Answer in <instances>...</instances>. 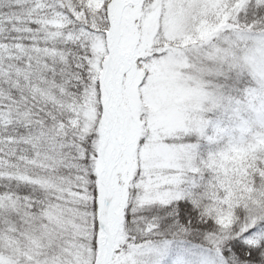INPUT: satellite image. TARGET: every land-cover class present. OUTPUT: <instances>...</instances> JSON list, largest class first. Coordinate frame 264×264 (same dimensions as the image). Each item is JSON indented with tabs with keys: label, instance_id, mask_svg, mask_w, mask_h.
<instances>
[{
	"label": "snow or ice",
	"instance_id": "obj_1",
	"mask_svg": "<svg viewBox=\"0 0 264 264\" xmlns=\"http://www.w3.org/2000/svg\"><path fill=\"white\" fill-rule=\"evenodd\" d=\"M257 34L264 0H0V264H121L151 240L149 264H264V208L213 204L202 165L153 156L206 147L157 126L161 60L236 90L237 36Z\"/></svg>",
	"mask_w": 264,
	"mask_h": 264
},
{
	"label": "rangeland",
	"instance_id": "obj_2",
	"mask_svg": "<svg viewBox=\"0 0 264 264\" xmlns=\"http://www.w3.org/2000/svg\"><path fill=\"white\" fill-rule=\"evenodd\" d=\"M237 39L246 44V50L239 56H233L232 66L236 68L238 62H241V68H245L250 73L254 84H256V89L264 90V35L237 36ZM157 79L159 81L155 97L157 126L169 134L194 130L204 138L211 121L210 116L219 114L220 117H224L226 113H229V117L232 118L230 127L235 132H245L246 130L255 139H260L261 136L255 133L251 126L256 125L263 130L261 132L264 134V99L250 107L233 98L232 94H237L239 89L224 92L216 87L212 79L204 78L195 86L180 83L181 73L173 71L169 66V61L164 59L161 60L160 68L157 71ZM226 95L230 97L228 100ZM224 129V125L220 124V133L216 137L218 141L216 150L220 157L221 154H228L231 150L226 143L229 138L225 137ZM229 141L232 139L230 138ZM221 142L223 144H220ZM233 151L235 150L232 149L231 153ZM197 154L198 152H195L189 157L186 150L179 152L168 145L161 144L156 148L153 156L168 165H174L180 159L190 158L199 166L201 164L197 161ZM218 161L219 159H215V164ZM228 163L234 164L230 161L221 164ZM163 247L164 245L160 244L134 249L123 257L121 264H137V261L149 264V261L157 256ZM180 258L185 259L186 257L180 256ZM187 260H189L188 264H206L207 254L203 253L195 259L188 258Z\"/></svg>",
	"mask_w": 264,
	"mask_h": 264
},
{
	"label": "trees",
	"instance_id": "obj_3",
	"mask_svg": "<svg viewBox=\"0 0 264 264\" xmlns=\"http://www.w3.org/2000/svg\"><path fill=\"white\" fill-rule=\"evenodd\" d=\"M241 64L238 62V67H233V70L243 75L246 83L239 88L237 94L233 93L232 96L235 101L253 107L264 99V90L256 89L250 73L245 68H241ZM229 98L226 95V99ZM229 116V113H226L224 117H220L219 114L210 116L207 135L203 138L206 147L197 154V161L203 166V172L209 176V181L205 182V192L212 199L213 204L218 202L236 206L244 204L255 212L264 208V134L261 132L263 130L256 125H251L254 132L261 136L260 139H255L246 130L235 132L230 127L232 118ZM220 124L225 127V137L232 139V141L229 139L226 141L231 148L230 152L221 154V157L216 150L218 146L216 137L220 133ZM232 149L235 151L231 153ZM215 159H219V164H215ZM228 161L234 164H221ZM160 244V241L151 240L145 246L135 249ZM185 259L179 257L177 264H188V258Z\"/></svg>",
	"mask_w": 264,
	"mask_h": 264
}]
</instances>
